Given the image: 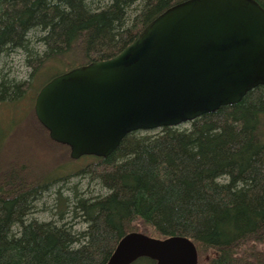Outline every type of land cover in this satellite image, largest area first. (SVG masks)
<instances>
[{
    "label": "trees",
    "instance_id": "trees-1",
    "mask_svg": "<svg viewBox=\"0 0 264 264\" xmlns=\"http://www.w3.org/2000/svg\"><path fill=\"white\" fill-rule=\"evenodd\" d=\"M182 1L0 0L1 114L13 118L53 77L114 57ZM12 55L27 80L11 76ZM34 119L55 155L45 166L0 137V264H105L130 232L187 238L197 264H264V86L187 124L131 132L106 158L70 159ZM45 198L49 220L38 221Z\"/></svg>",
    "mask_w": 264,
    "mask_h": 264
},
{
    "label": "water",
    "instance_id": "water-1",
    "mask_svg": "<svg viewBox=\"0 0 264 264\" xmlns=\"http://www.w3.org/2000/svg\"><path fill=\"white\" fill-rule=\"evenodd\" d=\"M264 86V9L255 0H185L117 55L57 75L33 111L69 157H108L134 131L192 122ZM197 264L184 237L125 234L105 264Z\"/></svg>",
    "mask_w": 264,
    "mask_h": 264
},
{
    "label": "rangeland",
    "instance_id": "rangeland-1",
    "mask_svg": "<svg viewBox=\"0 0 264 264\" xmlns=\"http://www.w3.org/2000/svg\"><path fill=\"white\" fill-rule=\"evenodd\" d=\"M8 62L10 69L9 71L10 73H13L11 76H15L19 81L27 80L29 69L23 64V55H12ZM44 79L45 70L43 71V74L34 88H38L39 84L44 81ZM33 98L34 90L28 96L27 101L22 105V108L20 107L14 111L13 118L11 119L9 117V113L1 114L2 111L0 112V116H4L5 119H8L9 117L6 123H2L3 125H0V137H7L6 144H11L13 147L15 145L16 147L20 148L21 151H25L27 154H32L31 157L35 158L37 162L43 167L49 158L55 155H49L47 153L49 144L51 143H49L46 133L41 129L34 119V103H32ZM60 150L62 149L60 148ZM28 161H30V159H28ZM32 164L35 167L36 162H33ZM77 181V179H73V182ZM87 187L93 192L97 191V188H95L93 184H89ZM81 188V190L86 188V180L81 183ZM45 203V205H43L44 203L40 204L37 213L33 215V218L38 221L49 220V215L47 212H45V206H50L51 201L45 198Z\"/></svg>",
    "mask_w": 264,
    "mask_h": 264
}]
</instances>
